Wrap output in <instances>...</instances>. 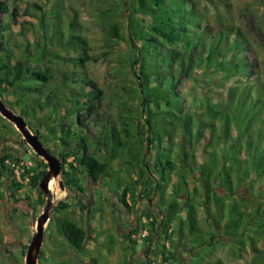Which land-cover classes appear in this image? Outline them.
<instances>
[{
  "label": "trees",
  "instance_id": "trees-1",
  "mask_svg": "<svg viewBox=\"0 0 264 264\" xmlns=\"http://www.w3.org/2000/svg\"><path fill=\"white\" fill-rule=\"evenodd\" d=\"M108 2L113 7H107ZM44 7L26 1L22 11L15 0H0L3 105L7 108L8 102L2 98L7 96L26 115L62 109L61 121L80 113L89 116L105 92L88 76L87 66L118 51L122 29L129 42L127 61L144 122L138 128L128 111L119 126L112 123L103 132V140L92 142L94 148H108V161L85 152L88 136L77 117L73 122L76 132L68 130L60 137L65 148L57 153L34 129L33 134L45 149L59 158L63 183L83 193L78 175L84 176V182L100 183L102 177L108 176L111 163L122 159L128 172L140 169L137 178L145 186L144 196L149 198L153 194L159 198V220L152 216L155 211L140 217L143 224L150 226L144 238L148 242L157 238L161 230L169 237L172 230L168 232V228L175 224L178 237L190 236L194 249L212 247L225 235L235 241L234 253L242 256L241 252H247V264H264V81L251 54L250 42L241 28L231 23L229 0H90L88 8L102 28L98 54H91L74 11L63 12L58 4ZM32 10L38 15L32 14ZM118 12L123 13L122 17ZM137 15L147 19L146 25L140 23ZM63 67L67 69L62 70ZM212 73H221L213 86L199 80L200 76ZM185 80L198 89L183 94L180 88ZM185 97L189 98L187 106L183 103ZM161 105L165 110L151 112V107L160 110ZM95 115L98 117L99 113ZM207 138L204 148L209 149L205 151L208 160L197 163L198 146ZM165 139L170 144L168 155L162 146ZM214 139L218 141L215 145L211 143ZM174 146L179 152L172 158ZM151 148L157 152V177L148 161ZM69 157L72 161L67 162ZM7 160L15 164L27 160L11 154L0 157V178L6 175L4 182L0 179V187L8 192L14 190L13 197L26 177L27 183L37 188L47 173V166L40 161L25 169L19 181ZM174 172L187 188L182 204L176 196L165 195ZM188 177L196 184L190 191ZM242 186H247L251 199L239 192ZM177 187L174 184L172 190L177 191ZM217 189H222L223 194L218 195ZM126 192L124 189L118 200L130 210L125 203ZM58 207L67 208L63 202ZM198 207L203 219L199 218ZM58 232L73 250L82 249L87 234L77 223L64 219ZM146 252H150L149 247ZM146 260L151 264L148 257Z\"/></svg>",
  "mask_w": 264,
  "mask_h": 264
},
{
  "label": "rangeland",
  "instance_id": "rangeland-1",
  "mask_svg": "<svg viewBox=\"0 0 264 264\" xmlns=\"http://www.w3.org/2000/svg\"><path fill=\"white\" fill-rule=\"evenodd\" d=\"M13 1L9 0V3ZM26 1H35L44 5L46 9H49L52 4H58L63 12L72 13L74 11L78 23L81 25L82 34L92 49L91 54L101 52L102 28L88 8L90 0H15V3L23 11ZM106 5L109 8L111 5L113 7V4L109 2ZM229 6L231 23L240 27L250 42L251 54L259 64L260 77L264 81V0H229ZM31 12L38 15L35 10ZM122 14H120L121 17ZM137 19L142 25H146V18L143 19L141 15H137ZM31 20L35 21V19ZM120 37L116 53L105 60H98L87 66L88 76L105 92L103 99L95 104V109L89 116L80 113L61 121L59 118L64 113L62 109L50 113L37 112L35 116L26 115L22 107H16L14 99L7 96L2 97L3 101L8 102L7 108L26 121L27 129L31 133L34 129L40 132L45 144L50 145L54 153L65 148L60 142L61 136L65 135L68 130L76 132L77 126L73 123L75 117L80 123V128L88 136L85 152L93 154L100 161L110 159L109 150L102 146L94 148L92 142L103 140V132L111 127L112 123L119 126V122L125 120L129 114L128 111L134 116L138 128L144 123L143 116L140 114V98L133 83L134 78L130 75L127 61L129 42L122 29ZM197 72L200 73L198 70ZM220 74L212 73L206 77L200 76L199 80L213 86ZM122 80L126 81L122 82ZM192 85L191 81L185 80L182 82L180 91L188 95L191 91L198 89L197 86L193 88ZM188 100L189 98L185 97L184 106H187ZM162 110H165L163 105L160 110L151 107L153 114ZM97 113H99L98 117L95 115ZM262 116L264 117V115ZM174 140H179V136ZM207 140L208 138L198 146L197 163L208 160L205 151L209 149L204 148V145H207ZM211 143L215 145L218 141L214 139ZM162 146L165 149L164 153L168 155L170 144L166 139ZM149 152L150 169L157 177L154 171V159L157 152L153 148L149 149ZM177 152L179 151L174 146L170 157L175 158ZM4 154L24 158L32 163L31 167H35L40 161L46 165L42 158L34 156V152L24 142L14 124L0 115V157ZM166 155L164 156L166 157ZM70 161H72V157L67 159V162ZM122 163V159L114 160L109 166L108 176L102 177L98 184L101 189L91 190L92 204L88 209L85 207L88 198L85 191L86 182L83 181L82 174L77 176L83 190L82 194L77 192L74 187L66 186L60 174L56 178H50L47 184L51 194L49 220L43 225L44 235L36 259L37 264H147L146 254L150 263L153 264H206L216 261H220L221 264H247V260L250 258L247 252H241L242 256L234 253L232 244L235 241L225 235H221L218 238L220 242L212 247L204 246L199 249H194L195 244L192 243L190 236L178 237L175 233V224H171L168 228V232L172 230L169 237L161 230L160 235L152 239L151 243L142 238L143 232L148 234L150 226L147 223L143 224L140 217L147 213L151 214L148 211H155L152 216L159 220L156 217L159 198L153 194H150L149 198L145 197L142 193L145 186L141 185L137 178L140 169L134 168L132 172H128ZM209 166L212 168L211 165ZM41 168L44 169L43 166ZM44 170L48 171V167ZM5 177L6 175L0 178L1 182L5 181ZM191 179V177L187 178L190 185L189 191L196 186ZM27 182L22 183V188L15 192L14 197L11 195L14 190L8 192L0 187V264H25L26 248L36 231V221L46 207L47 195L43 192L42 195L39 194V185L34 188ZM60 182L62 189L59 186ZM174 184L179 186L177 191H175L176 189L172 190ZM167 186L166 197L172 194L174 197L176 196V201L182 204L186 199L187 188H184L183 184L178 181L177 173L174 172L170 175V182ZM246 187L242 186L239 192L244 197L251 199ZM124 189L127 190L125 203L130 206V210L125 208L119 215L117 211L118 199H121ZM76 193L78 194L76 195ZM216 193L222 195L223 190L217 189ZM15 199L18 201H14ZM60 202L65 203L67 208L60 209L58 207ZM134 202H136L135 206ZM149 204L153 206L149 208ZM198 212L199 218H202L204 215L200 207H198ZM181 216L184 217V214ZM64 219L74 221L85 230L87 235L80 251L73 250L58 232V226ZM258 245L262 247L260 241ZM147 247L150 252H146ZM236 247L234 246V248Z\"/></svg>",
  "mask_w": 264,
  "mask_h": 264
},
{
  "label": "water",
  "instance_id": "water-1",
  "mask_svg": "<svg viewBox=\"0 0 264 264\" xmlns=\"http://www.w3.org/2000/svg\"><path fill=\"white\" fill-rule=\"evenodd\" d=\"M0 115L5 118L7 121L14 124L16 130L21 134L22 138L26 142V144L32 149V151L40 158H42L47 167L48 171L46 175L41 179L39 183V189L41 192L47 195L46 200V207L44 209V212L38 217L36 221V231L33 234L31 241L29 243V246L26 251L25 255V264H37L36 259L39 255L40 248L43 241V225L48 222L49 216V208L51 206V194L49 192V189L47 188V184L51 177L56 178L61 173V165L59 160L52 156L43 146L41 141L38 139V137L31 133L27 129V125L25 120L18 115L13 114L11 111H9L3 103L0 101ZM95 183L87 181V186H93ZM60 188L62 189L61 182L59 183ZM92 204V195L89 194L88 200H87V207L89 208Z\"/></svg>",
  "mask_w": 264,
  "mask_h": 264
},
{
  "label": "built area",
  "instance_id": "built-area-1",
  "mask_svg": "<svg viewBox=\"0 0 264 264\" xmlns=\"http://www.w3.org/2000/svg\"><path fill=\"white\" fill-rule=\"evenodd\" d=\"M6 164L10 165L11 168H13V172H14L17 180H19V181L21 179L20 176L25 171V169H29L31 167V165H32L31 162L22 161V160H21V162L19 164L11 163L9 160H7ZM26 181H28V177L25 178V183H26ZM143 221L145 222L144 219H143ZM146 235H147V232H143L142 238L145 237Z\"/></svg>",
  "mask_w": 264,
  "mask_h": 264
},
{
  "label": "flooded vegetation",
  "instance_id": "flooded-vegetation-1",
  "mask_svg": "<svg viewBox=\"0 0 264 264\" xmlns=\"http://www.w3.org/2000/svg\"><path fill=\"white\" fill-rule=\"evenodd\" d=\"M99 183H95L93 186H90V187H88L87 186V182H86V189H85V191H86V193H87V198H88V196H89V194H91L92 195V192H91V190H98V189H101L100 188V186L98 185ZM78 193H76V195H77ZM82 194V193H81ZM84 196V195H83ZM88 200V199H87ZM119 205H118V209H117V211H118V214L119 215H121V213L123 212V209H125L126 207L124 206V205H122L121 206V204L120 203H118ZM86 205H87V202H86ZM87 209H88V207H87ZM120 217V216H119ZM148 235V234H147ZM146 235V236H147ZM145 236V237H146ZM145 237H143V238H145ZM31 241V240H30ZM168 245V244H167ZM28 246H29V244H28ZM28 246H27V248H28ZM26 248V249H27ZM145 257H147V254H146V256ZM152 264V263H151Z\"/></svg>",
  "mask_w": 264,
  "mask_h": 264
}]
</instances>
